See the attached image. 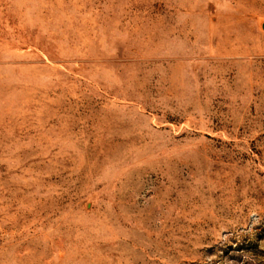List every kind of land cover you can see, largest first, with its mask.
<instances>
[{"label":"rangeland","instance_id":"rangeland-1","mask_svg":"<svg viewBox=\"0 0 264 264\" xmlns=\"http://www.w3.org/2000/svg\"><path fill=\"white\" fill-rule=\"evenodd\" d=\"M0 264H264V0H0Z\"/></svg>","mask_w":264,"mask_h":264}]
</instances>
